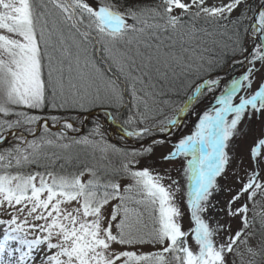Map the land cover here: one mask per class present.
I'll list each match as a JSON object with an SVG mask.
<instances>
[{"label": "snow or ice", "instance_id": "obj_1", "mask_svg": "<svg viewBox=\"0 0 264 264\" xmlns=\"http://www.w3.org/2000/svg\"><path fill=\"white\" fill-rule=\"evenodd\" d=\"M48 3L59 10L57 18L50 19L53 14L41 0H32V3L29 0H0V30L11 34H0V115L17 117L14 121L0 120V139H4L5 130L21 123L33 125L39 121L45 128V134L39 139L28 141L20 137L25 146L18 143L0 151V210L9 213L6 221L0 220V224L7 225L0 239V264H36L37 259L39 264H228L229 254L240 255V245L255 255V250L249 246V238L254 233L248 232L254 227L255 219H249L247 203L239 207L234 205L246 193L248 201H253L258 193L264 195V178L261 177L264 136L258 137L249 148L251 167L244 168L243 176L237 175L241 187L223 207H218L219 201L213 198L222 191L232 192L217 178H227V169L234 159L230 154L232 142L247 135L239 127L243 118L253 112L264 113V80L254 94L241 95L238 102H233L242 89L252 87L257 73L264 72V0H256L255 4L248 0H229L221 6H206L205 0H188L187 3L184 0H158L154 6L117 4L110 0H92V3L88 0H48ZM174 10H180V15H174ZM237 11L238 15L233 17ZM198 22L225 29L223 34L228 35L231 43L226 46L230 53L224 55L244 68L243 73L232 78L219 95L213 97V104L199 115L194 131L179 139L174 150L162 157L168 162L178 157H190L183 172L188 181L187 205L195 224L191 232L198 251L188 246V233L182 230L179 222L182 213L173 200L175 193L180 191L179 181L147 166L135 167L139 158L153 151L154 145L165 143L163 139H154L151 145L139 151L127 152L104 142L97 127L94 134L101 135L100 140L84 137L73 142L92 145L101 153L110 150L123 156L125 159L119 170L105 172L102 177L97 169L87 168L85 170L92 178L86 182L81 179L84 171L67 173L63 164L59 172L49 171L47 167L44 172L24 171L33 164L39 167L42 159H59L56 154L50 157L44 149L63 140L73 125L65 122V131L53 134L41 117L14 111V107L67 110L82 108L85 103H95L101 98L99 88L94 95L89 93L91 83L78 87L73 82L74 69L79 80L93 79L85 71L91 64L85 45L101 44L122 75L127 74V78L143 83V77L149 75L146 69L151 65L152 57L145 56L139 48L134 55L130 54L131 49L122 51L118 45H130L131 33L146 30L167 32L188 28L192 33L213 34L206 28L197 29ZM68 40L72 41L71 45ZM137 57H143L144 62L137 65ZM224 63L219 58L201 56L197 64H187L188 72L196 73L200 82L190 86L191 93L184 106L171 116L154 119L151 126H145L143 119L130 114L121 125L124 136L140 140L154 133L170 135L174 128H179L183 115L193 107L194 101L199 103L202 96L220 88L219 70ZM45 66L48 69L47 95L42 78ZM91 66L103 75L95 65ZM65 70L68 73L67 91ZM133 71L140 75L132 76ZM105 89L119 106L123 93L116 81L108 79ZM132 96L148 107L147 102L137 96L134 85ZM52 120L60 123L55 116ZM27 130L36 135L31 127ZM53 136L55 139L51 138ZM241 164H244L243 160ZM10 169H15V173ZM121 176L130 178L131 183L122 186ZM165 180L170 181L167 186ZM210 210L229 217L239 216L242 227L232 234L227 222L216 220L215 226H210L203 218ZM145 212L150 223L144 222ZM218 233H224L219 244L214 239ZM11 242H17L18 246ZM117 245L125 248L159 245L160 248L138 254L117 250Z\"/></svg>", "mask_w": 264, "mask_h": 264}, {"label": "trees", "instance_id": "obj_2", "mask_svg": "<svg viewBox=\"0 0 264 264\" xmlns=\"http://www.w3.org/2000/svg\"><path fill=\"white\" fill-rule=\"evenodd\" d=\"M112 1L113 3L119 4L125 2L126 0ZM133 1L135 3H147L148 5H156L158 3V0ZM29 2L32 3V0H29ZM41 2L46 3L47 10L53 14V17H50V19L58 17L59 10L53 8L52 4L48 3V0H41ZM184 20L186 23L188 22V18L186 16L184 17ZM196 27L197 29L206 28L207 31L212 32L213 34L206 35L203 31L192 33L188 30V28L178 29L177 31L169 30L167 32L146 30L144 33H131L130 38L132 39V43L130 45L126 43H121L118 45L122 51L131 49L130 54L134 55L137 48H139V51L145 56L150 55L152 57V63L149 68L146 69L149 75L143 77V83L127 78V74L122 75L118 71L116 65H114L111 59H109L108 54L103 51L101 44L96 43L94 45H85L88 50L87 58L91 62L89 68L85 69V71L86 73H90L93 79L91 81L79 80L74 69L72 73L73 82L77 84L78 87H81L82 85L87 86L89 83H91L92 86L88 88L89 93L94 95L96 88H99L101 98L96 100L95 103H85V106L82 108L76 107L66 110L45 107L41 111V116L48 120L50 124L56 123L52 120L53 116H55L58 121L69 120L71 122L81 121L83 123L85 116L88 113L94 111H104L108 112L113 119L117 120V123L120 126L130 114H136L137 119H143L144 124L151 126V122H153L154 119H163L166 116L173 115L177 109L183 107L184 101L191 93L190 86H194L196 83L200 82V80L196 78V73L188 72L187 68L185 67L187 64H197L201 56L205 58H219L221 63H224L227 59V63H224V67L219 70V73L224 71L227 66H229V76L235 74V70L239 65V63L233 64L231 60L224 55L226 53H230V48L226 46L231 43L228 39V35L223 34L226 33L225 29L216 28L212 25H204L202 22H198ZM65 35H68L67 29H65ZM77 39L79 40V37H77ZM67 42L70 45L72 44L71 40H68ZM149 45L151 47H148ZM205 49H207V51H205ZM72 51L73 53L76 51L74 45L72 46ZM57 55L59 54L57 53ZM136 60L137 65L144 62L143 57H137ZM91 65H95V68L100 69V72L103 75L96 73ZM157 69H159V71H157ZM139 75V72H132V76ZM213 75H216V73H213ZM42 78L45 81L47 95V90L49 87L47 66H45L43 70ZM108 79L115 80L117 86L123 93V100L120 102L119 106H117V102L106 93L105 83ZM133 85L137 90V96L142 97L143 100L147 102V108L144 107V103L141 100L133 99ZM64 87L65 91H67L68 73L66 70L64 72ZM81 90H83V88H81ZM97 127L100 129V125L96 121L92 120L88 122L81 136H65L63 140H57L55 145H53L54 148L50 146L45 149V152L50 157L52 154H56L59 159L41 160L39 167L33 164L30 165L29 168L24 169V171L44 172L45 167H47V170L49 171L59 172L60 165L63 164L65 166V172L67 173H79L80 171H84V174H87L88 172L85 169L93 168L97 169L98 175L103 177L105 172L112 173L116 170H119L121 165L116 158L118 154L114 153V155H112L113 158L109 161L107 160L105 163H102V165H94L91 160H97L95 159V157H98L97 154H89L88 146H86V144L73 142L74 140L79 141L84 137H88L90 140H100L101 135L94 134V131ZM14 128L16 129L17 127ZM20 129L21 128L18 127L16 130ZM44 134L45 131L33 139H39V137ZM33 139H30V141ZM64 144L69 145V147H60V145ZM9 148H11V146ZM9 171L15 173L16 170L10 169ZM121 179H123V176L120 177V180ZM254 229L262 230L259 228L258 224H254Z\"/></svg>", "mask_w": 264, "mask_h": 264}, {"label": "rangeland", "instance_id": "obj_3", "mask_svg": "<svg viewBox=\"0 0 264 264\" xmlns=\"http://www.w3.org/2000/svg\"><path fill=\"white\" fill-rule=\"evenodd\" d=\"M89 3H92V0H88ZM110 2H113L110 0ZM184 2H188V0H184ZM229 0H205L206 6H221L223 4H227ZM249 3L255 4L256 0H248ZM119 3V2H118ZM124 4L134 5V4H141V5H148L147 3H135L133 0H126L123 2ZM120 4V3H119ZM153 5L154 4H149ZM95 6V5H93ZM123 10V9H121ZM174 15H179L180 10H174ZM237 12H234L232 15H237ZM129 23H132L131 20L128 21ZM0 34L5 35H11L8 34L4 30H0ZM18 38V37H17ZM78 40V39H77ZM259 66V65H258ZM244 68L241 64L238 65V68L235 70V74H232L231 76L228 75V71L223 77H220L221 85L220 88L216 90L213 94H205L201 97L200 102H193V107L187 110V113L185 114L184 118L182 119V123L179 126V128H174L172 130V133L170 135L161 134V133H155L154 135H149L144 137L143 139L136 140L133 138H127L124 136V129L117 123V120H113V122L108 121V117H94L92 120L96 121L100 125V134L103 137L104 142H106L108 145H114L117 148H123L124 150H127L129 152L133 150H141L148 145L152 144V141L163 139L165 140V143L162 144H156L153 146V151L141 158H139V164L135 165L137 169H142L143 167L147 166L151 169H154L155 172L160 174L167 173L172 177V179L179 181L180 184V191L175 193V196L173 197L174 203L179 207L182 215L179 218V222L181 223L182 230L188 233L187 236V243L188 246L193 251H198V245L195 242L194 239V233L191 232V229L195 227L194 222L191 220V213L190 209L187 205V190H188V181L187 176L183 172V168L186 167V160L190 159V157H178L176 160L168 162L164 161L162 157L166 154H168L170 151L174 150V145L179 141V139L183 138L184 136L190 135L194 131V126L198 122L199 115L207 110L209 108V105L213 104L214 100L213 97L216 95H219L220 91L223 89V87L232 79L235 77H238L241 73H243ZM237 75V76H234ZM234 76V77H233ZM264 80V72L257 73L255 80L253 81L252 87L250 89H242L236 97H234L233 102L236 103L239 100V97L241 95H251L254 94L255 91L258 90L259 84ZM218 107V105H216ZM14 111L17 112H26L29 115H36L41 117L42 120L45 118L41 116L42 109H29L24 106H18L14 107ZM17 117L15 115L10 116H2L0 115V120H16ZM21 120H23V117H20ZM229 119H231V116H229ZM91 120V121H92ZM60 123H54L51 124L53 129H57V131L49 130V132L52 133H59L64 130V123H71L73 125L72 129H68L65 133V136H81L85 130H81L82 122L81 121H75L71 122L69 120H59ZM79 122V123H78ZM39 121H37L36 124L33 125H27L21 123L20 130L18 127L7 129L4 131L3 135L5 141L3 143H0V151H3L4 149H8L10 146L14 147L18 143L23 145L22 141L19 139L23 136H11L7 137L8 133L10 131H20L23 134L31 135V133L28 132V128L31 127L33 129V132H36L37 126ZM152 124V122H151ZM145 126H148V124H144ZM87 126V125H86ZM240 128H242L247 135L239 138L238 140H234L232 144L230 145V154L234 157L232 160V163L227 169V178L223 179L218 177V182L225 188H231L232 192L222 191L214 196L215 201H219L218 207H223L227 201L232 195L235 194V192L241 187V184L237 182V175L243 176V171L245 167L250 168L251 164L248 161V151L249 148L254 146V141L257 140L258 137L264 136V113H251L250 115L246 114L245 117L242 120L241 125H239ZM45 131L44 126L39 130L40 135ZM36 136V137H37ZM159 136V138L157 137ZM52 138V137H51ZM53 138H55L53 136ZM30 141V139H26ZM98 141V140H97ZM88 146V153H96L98 157H95L94 160L92 159L91 162L94 165H102V163H105L107 160L109 161L112 159V155H114L113 152L110 150L107 153H101L97 148L93 147L92 145H86ZM50 146H46L45 149H47ZM51 147L54 148L52 145ZM44 149V151H45ZM264 151V149H262ZM100 157V158H99ZM99 158V159H98ZM117 161H119L120 165L121 162L124 161V157L121 155H118ZM120 159V160H119ZM44 160V159H42ZM241 160L244 161V164H241ZM91 163V164H92ZM97 163V164H95ZM92 164V165H93ZM235 173V174H234ZM261 177L264 178V172L261 173ZM90 174H84V176L81 178L83 181H87L88 179H91ZM122 186L128 183H131L130 178L123 177V179L120 180ZM165 185L170 183V181L165 180ZM247 203L249 207L248 217L249 219H255L254 224H258L259 228L263 230H256L253 228L248 229V232H253L254 235L249 238V246H251L256 254L252 255L249 252L246 251V248L244 245L239 246L240 255H232L229 254L227 256L228 264H264L263 263V256H264V195H260L259 193L254 198L253 201H248V194L246 193L244 196L241 197V199L234 205V207H239L240 205ZM110 211V206H109ZM212 217L211 220L208 218ZM260 217V218H258ZM9 218V213L4 212L3 210H0V220H7ZM207 222L210 223V226H215V221L220 220L221 223L227 222L231 225V233L234 234L235 231L239 230L242 227L240 217H229L224 215V213L214 212L210 210L204 217ZM144 222L150 223L148 214L145 212L144 214ZM7 227L6 224H0V239L3 238L4 235V229ZM224 233H218L214 239L219 244L223 241ZM29 239L32 238L31 236L28 237ZM14 246H18L17 242H11ZM117 250H131L136 251L139 253H148L152 251L159 250L160 246H152V245H143V246H132L129 248H125L123 246H115ZM26 250V249H25ZM36 264H39V260L36 261Z\"/></svg>", "mask_w": 264, "mask_h": 264}, {"label": "water", "instance_id": "obj_4", "mask_svg": "<svg viewBox=\"0 0 264 264\" xmlns=\"http://www.w3.org/2000/svg\"><path fill=\"white\" fill-rule=\"evenodd\" d=\"M226 74V71H223L221 73H219V77H223L224 75ZM101 114H105L107 116L110 117L109 113L108 112H104V111H94V112H91V113H88L86 116H85V119H84V122H83V125H82V128L81 130H83L86 125L88 124V122L93 119L94 117H97V116H100ZM185 115H183L182 119L184 118ZM46 124L49 125L48 121L47 120H43ZM43 124H41L40 122L38 123V126H37V129L40 130V128L42 127ZM50 126V125H49ZM36 129V135H27V134H23L21 133L20 131H15V132H9L8 133V136L7 137H11V136H23L25 139H32V138H35L37 136V134L39 133V131H37ZM49 130H52V131H57V129H53L51 126L49 127ZM159 138V137H158ZM6 138L4 139H0V143H3L5 141Z\"/></svg>", "mask_w": 264, "mask_h": 264}, {"label": "bare ground", "instance_id": "obj_5", "mask_svg": "<svg viewBox=\"0 0 264 264\" xmlns=\"http://www.w3.org/2000/svg\"><path fill=\"white\" fill-rule=\"evenodd\" d=\"M37 260H39V259H37Z\"/></svg>", "mask_w": 264, "mask_h": 264}]
</instances>
